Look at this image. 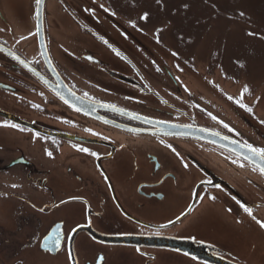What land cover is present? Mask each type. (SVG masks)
Segmentation results:
<instances>
[{"label":"flooded vegetation","instance_id":"1","mask_svg":"<svg viewBox=\"0 0 264 264\" xmlns=\"http://www.w3.org/2000/svg\"><path fill=\"white\" fill-rule=\"evenodd\" d=\"M67 2L58 17L44 0L46 49L91 115L38 78L57 86L40 49L36 0L27 14L22 3L0 0V111L57 134L0 115V264H169L170 257L207 264L153 245L163 237L204 244L235 264H264L260 168L150 124L198 126L264 149L263 135L256 140L245 129L264 127V119L244 91L232 90L234 77L176 74L165 60L135 59L145 37L111 13L125 15L102 0ZM90 5L105 18L92 16ZM26 130L51 138L27 139ZM119 237H137L139 247L112 241Z\"/></svg>","mask_w":264,"mask_h":264},{"label":"rangeland","instance_id":"2","mask_svg":"<svg viewBox=\"0 0 264 264\" xmlns=\"http://www.w3.org/2000/svg\"><path fill=\"white\" fill-rule=\"evenodd\" d=\"M102 1L107 11L125 15L120 19L111 13L114 21L122 26L135 24L138 34L145 37L138 38L136 53H130L133 58L165 60L173 65L176 74L186 70L187 75L201 77L220 71L232 76L234 79L229 82L232 90L236 95L244 91L251 102V110L264 119V0ZM15 2L22 3L21 13L31 11L29 0ZM65 7H69L67 0H46L48 12L58 17ZM90 7L92 16L105 18L103 9ZM9 11L13 13L15 8L10 7ZM155 44L169 52H158L156 46L154 50ZM254 127L256 129H245L250 138L260 140L257 134L264 137V127ZM31 133L36 134L26 130L24 136L27 139L51 138ZM168 263L191 264L174 257L168 258Z\"/></svg>","mask_w":264,"mask_h":264},{"label":"water","instance_id":"3","mask_svg":"<svg viewBox=\"0 0 264 264\" xmlns=\"http://www.w3.org/2000/svg\"><path fill=\"white\" fill-rule=\"evenodd\" d=\"M43 5H44V0H41V3L36 7L37 27H38L39 35L41 37L40 49L47 67L52 72V74L57 78V86L50 85L43 77L39 76L38 78L68 105L72 106L73 108L77 109L82 113L90 114L89 112L90 110L89 107H91L90 102L87 99L75 93L74 91H72L61 78L57 77L58 73L56 69L53 67L52 62L50 61L44 39ZM0 50L3 51V48L1 46H0ZM0 115H2L6 119H10L13 121L15 119L12 116H9L8 114L3 113L1 111H0ZM16 120L17 119H15V121ZM16 122L21 123L36 131H41L40 129H37L36 126L29 124L27 122L20 121L19 119ZM150 124L154 127L155 129L154 132L158 134L189 136L193 138H198L223 146L239 154L240 156H243L244 158L251 155L249 150L239 145L237 141L198 126H189V125H181L176 123L155 122V121L151 122ZM41 132H44L49 135H57L51 132H45V131H41ZM61 135L74 138V136H70V135H64V134ZM247 160H249L251 163H253L254 165L260 168L261 162L259 161L258 158L254 157L253 159H247ZM158 240L159 241H156V244H153L156 247L183 253L197 261H202L207 264H235L232 261L214 255L212 249H209L208 247H206V245L201 243H197L193 241H184L181 239H174L168 237H163L161 238V240L160 239ZM112 241H114V243H122L129 245L131 244L139 247L137 242V237H121V238L119 237L116 239H112Z\"/></svg>","mask_w":264,"mask_h":264},{"label":"snow or ice","instance_id":"4","mask_svg":"<svg viewBox=\"0 0 264 264\" xmlns=\"http://www.w3.org/2000/svg\"><path fill=\"white\" fill-rule=\"evenodd\" d=\"M40 3H41V0H36L37 5H39ZM17 59H18V57H17ZM245 90H247V89H245ZM241 107H245V106L241 105ZM13 126L15 127V125H13ZM225 127H227V125H225ZM243 147L247 148L249 150V152L251 153L250 156L245 157L246 159H253L254 157L259 159V161L261 162L260 171L262 174H264V149L254 148L250 144H245V145H243ZM81 151H87V149H81ZM49 155H51V153H49ZM245 211L250 212V210L247 208L245 209ZM261 227H264V223H261ZM46 239H48V238L46 237ZM54 242L58 243V240L54 241Z\"/></svg>","mask_w":264,"mask_h":264}]
</instances>
